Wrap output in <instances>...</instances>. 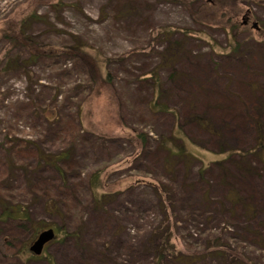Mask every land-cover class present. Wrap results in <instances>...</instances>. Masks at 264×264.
Instances as JSON below:
<instances>
[{
	"label": "rangeland",
	"instance_id": "rangeland-1",
	"mask_svg": "<svg viewBox=\"0 0 264 264\" xmlns=\"http://www.w3.org/2000/svg\"><path fill=\"white\" fill-rule=\"evenodd\" d=\"M78 106L73 206H46L31 187L59 173L13 149L59 153ZM0 178V264H264V0H0ZM4 202L31 219L3 220Z\"/></svg>",
	"mask_w": 264,
	"mask_h": 264
},
{
	"label": "trees",
	"instance_id": "trees-1",
	"mask_svg": "<svg viewBox=\"0 0 264 264\" xmlns=\"http://www.w3.org/2000/svg\"><path fill=\"white\" fill-rule=\"evenodd\" d=\"M235 28H239L237 27V25H234V27L232 28L233 30H235ZM25 37L21 36V35H17L15 37V42H21V41H25ZM26 44V43H25ZM28 48L30 50L29 54H30V58L27 61L28 63L31 62L33 63L37 57H39L41 55V52L38 50V48L33 49V47H30V44L27 43ZM34 50V53H32ZM88 59V58H86ZM22 62V61H20ZM23 65H25L24 62H22ZM94 63L92 64V68L94 67ZM94 81V80H93ZM154 110L158 109L157 105H153L152 106ZM152 109V108H151ZM77 113L75 114V116H69L67 115V113L65 112L64 114H60V123L58 124V135H59V139L52 141L50 143L51 145V149L54 152H59L57 154H46L45 152L40 151L39 149H37L36 147L33 146H27L24 143H17L16 147L13 149V151H17V155L19 158V161L17 162H22L32 159V161H34L35 163H37V165H45V167L52 169L53 171H56L57 173H59V181L61 182V187H56L53 186L52 184L50 185H45V186H40V184L38 186H35L34 188L31 187L33 189V194L36 195H40L42 196L43 200L45 201V204L47 206V204L49 205L50 203H52L54 206H57L56 204H54L55 202H57L59 204V206L61 207H71L73 206L71 199L70 198V193L72 192L73 188H69V186H67L66 183V174H67V170H70V164L67 165V163H65L66 161H68V159L71 157V153L69 151H64L62 149V147L64 146H68V144H73L75 146H80L83 145L84 141L81 138V136H79L77 134L78 130L77 127L80 126V118H81V107L78 106L77 107ZM163 112H165V110H163ZM48 124L50 122L49 119H47ZM72 139V140H70ZM70 140V141H69ZM146 140V137L144 136H139V141L142 142L144 144ZM59 141V147H56L57 142ZM22 142V141H21ZM259 149H263V145H261L259 147ZM61 150V151H59ZM27 162H30L27 161ZM169 163V160L167 161V164ZM60 164H63L64 166L61 167ZM203 174V173H202ZM6 176V174H5ZM1 180V178H0ZM88 184L91 185L92 188V198L93 200H96L98 203H102V204H109L111 203V201L109 200V195H99L97 194V190L99 188V184L101 182L100 179V173H96L93 176H91L88 179ZM66 185V186H65ZM64 188V190L62 189ZM68 188V190H67ZM82 188V187H81ZM1 189V188H0ZM83 191V189H81ZM79 193V192H78ZM80 194V193H79ZM85 194V193H83ZM73 199L75 200V197H73ZM160 203H163V199L160 198ZM2 206V219L9 221V220H14V221H29L31 219V215L29 214L28 210L25 208V206L23 205H10L7 204V202L4 204H1ZM56 208V207H55ZM54 208V209H55ZM53 209V210H54ZM160 210V208H159ZM162 216V220L161 223L159 225H157L156 227L152 228V232L150 233L151 236H153L152 238H154V240L152 241L153 243H156L157 245H159L164 237L162 236H158L155 233H160L159 232V228H161V226L163 224L169 223V219L165 220V217L163 214H161ZM207 216V215H204ZM53 229V228H52ZM55 230V229H54ZM42 232V231H41ZM40 232V233H41ZM169 231H162V233H168ZM171 239L167 238L166 242L163 244L159 245V249L160 246H164L165 248L169 245ZM170 246V245H169ZM173 255L171 254H167L166 249H164L161 252H156L155 257H157V260L159 263H162V261H164V259L167 258H171ZM228 258L230 257V253L227 255ZM183 257V256H182ZM176 259V257H174Z\"/></svg>",
	"mask_w": 264,
	"mask_h": 264
},
{
	"label": "water",
	"instance_id": "water-1",
	"mask_svg": "<svg viewBox=\"0 0 264 264\" xmlns=\"http://www.w3.org/2000/svg\"><path fill=\"white\" fill-rule=\"evenodd\" d=\"M253 28H258V24L254 23ZM56 239V233L54 229H48L43 232H41L37 239L34 241V243L30 247V252L35 256V257H40L42 256L45 247L53 242Z\"/></svg>",
	"mask_w": 264,
	"mask_h": 264
},
{
	"label": "flooded vegetation",
	"instance_id": "flooded-vegetation-1",
	"mask_svg": "<svg viewBox=\"0 0 264 264\" xmlns=\"http://www.w3.org/2000/svg\"><path fill=\"white\" fill-rule=\"evenodd\" d=\"M250 23H252V25H253L254 22H252V17L250 15V13L248 12L243 19V26L247 27L250 25ZM256 30L259 32H262V29L259 26H258V28H256Z\"/></svg>",
	"mask_w": 264,
	"mask_h": 264
}]
</instances>
